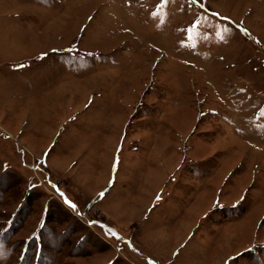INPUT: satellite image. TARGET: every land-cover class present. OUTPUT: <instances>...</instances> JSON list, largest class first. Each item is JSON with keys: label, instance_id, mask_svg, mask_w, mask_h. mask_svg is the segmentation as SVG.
Returning <instances> with one entry per match:
<instances>
[{"label": "rangeland", "instance_id": "374dc122", "mask_svg": "<svg viewBox=\"0 0 264 264\" xmlns=\"http://www.w3.org/2000/svg\"><path fill=\"white\" fill-rule=\"evenodd\" d=\"M0 264H264V0H0Z\"/></svg>", "mask_w": 264, "mask_h": 264}, {"label": "snow or ice", "instance_id": "6c2138e0", "mask_svg": "<svg viewBox=\"0 0 264 264\" xmlns=\"http://www.w3.org/2000/svg\"><path fill=\"white\" fill-rule=\"evenodd\" d=\"M193 3H195V0H193ZM215 15H218V14H215ZM90 19H91V18H90ZM224 19L227 20L228 18L225 17ZM224 31L227 32L228 29L225 28ZM20 67H22V65H21ZM103 195H104V193H101V196H103ZM65 202H66V203H70V202H68V201H65ZM71 207L75 208L76 206H75L74 204H71Z\"/></svg>", "mask_w": 264, "mask_h": 264}]
</instances>
